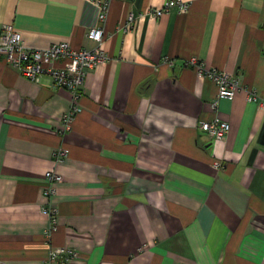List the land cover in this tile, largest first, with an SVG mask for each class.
Returning a JSON list of instances; mask_svg holds the SVG:
<instances>
[{"label": "crops", "instance_id": "0c3cea01", "mask_svg": "<svg viewBox=\"0 0 264 264\" xmlns=\"http://www.w3.org/2000/svg\"><path fill=\"white\" fill-rule=\"evenodd\" d=\"M166 1L0 0V29L27 47L91 49L86 32L101 27L108 55L64 133L69 91L0 58V264H40L59 247L78 252L70 264H264V109L245 90L264 97V0L149 13ZM192 58L243 89L213 110L216 86ZM216 116L230 126L223 141L199 129ZM46 171L62 177L49 241Z\"/></svg>", "mask_w": 264, "mask_h": 264}, {"label": "built area", "instance_id": "2783aa9c", "mask_svg": "<svg viewBox=\"0 0 264 264\" xmlns=\"http://www.w3.org/2000/svg\"><path fill=\"white\" fill-rule=\"evenodd\" d=\"M188 8V2L168 0L160 8L152 9L149 13L157 18L172 9L178 13H184ZM106 9L107 3L104 2L98 16L99 21L105 19ZM132 23L133 17L128 15L125 27H131ZM86 38L95 44L93 48L73 49L67 42L53 43L45 48H29L23 43L20 33L12 29L11 26L4 25L0 29V58L4 62L13 66L22 76L33 82H38L42 76L46 75L51 79L54 86L64 88L71 94L70 109L60 118L59 131L61 133L71 130L74 117L80 110L79 100L83 95L82 86L86 74L108 59V55L102 49L103 30L101 27L88 29ZM185 65L196 66L215 84L216 93L210 102L213 110H216L220 99L232 100L236 93L243 89L239 74L216 69L204 71L202 65L193 58L187 60ZM245 90L247 101L255 102L264 109V97L258 96L253 89ZM229 128V123L218 116L199 125L202 132L216 141H223L229 132ZM67 155L68 151L60 148L54 153L53 159L56 162H61ZM215 166L221 168V163L215 162ZM44 178L45 184L42 193L45 204L42 209L47 216L48 224L43 235L45 240L49 241L58 228L57 208L53 204L52 197L55 194V185L62 181V177L53 171H46ZM78 257L79 254L76 250L69 247H59L50 250L47 259L40 264H70Z\"/></svg>", "mask_w": 264, "mask_h": 264}]
</instances>
